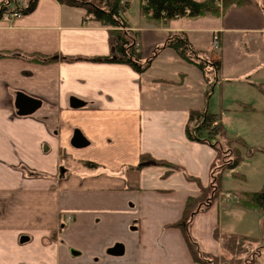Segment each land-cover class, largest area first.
Masks as SVG:
<instances>
[{
	"label": "crops",
	"instance_id": "1",
	"mask_svg": "<svg viewBox=\"0 0 264 264\" xmlns=\"http://www.w3.org/2000/svg\"><path fill=\"white\" fill-rule=\"evenodd\" d=\"M123 1L143 61L153 57L141 73L100 60L112 55L109 28L83 8L38 0L0 20V264H202L174 226L190 198H211L220 165L214 147L188 138L192 111L220 114L228 138L247 145L235 146L244 161L223 173L221 192L258 191L248 168L264 185V151L254 150L264 149V0L168 21L140 8L137 22ZM176 34L220 70L203 71L172 48L155 54ZM22 98L39 107L24 114ZM77 135L86 144L76 146ZM217 232L262 237L261 214L214 198L190 234L221 258ZM117 244L121 255L111 252Z\"/></svg>",
	"mask_w": 264,
	"mask_h": 264
},
{
	"label": "trees",
	"instance_id": "2",
	"mask_svg": "<svg viewBox=\"0 0 264 264\" xmlns=\"http://www.w3.org/2000/svg\"><path fill=\"white\" fill-rule=\"evenodd\" d=\"M60 3L83 8L86 16L102 26L109 28L110 45L112 55L100 60L128 64L137 72H144L150 65L152 58L143 61L138 49L137 33L128 27L124 15L129 4L123 0H58ZM142 13L153 20H173L182 17H204L218 15L221 12L220 0H141ZM38 0H30L26 9H21L23 14L32 12L37 6ZM249 0H222L223 11L232 5H247ZM18 9L17 0H6L1 4L0 20L4 12H13ZM164 48H172L186 61L196 64L200 69H210L217 73L220 70L219 62H209L194 50L189 39L182 34L171 35L155 54ZM260 88L261 85L259 86ZM248 108V107H247ZM251 110L253 108L251 107ZM186 134L192 141L206 143L216 149L219 155L220 165H215L212 173V184L210 190L211 198L201 202V198H190L183 219L174 226L180 227L186 234L187 243L192 257L202 264H254L264 251V186L261 190L249 192L242 197L241 205L246 208L257 210L262 217L263 235L254 238L248 235L217 232L216 236L221 241L224 254L221 258L211 257L204 254L199 248L196 240L190 234V227L194 215L201 209L207 208L214 198L221 192L223 173L226 170H235L243 160L242 153L235 147L247 146L241 139H231L227 136L226 126L222 122L220 114L209 110L192 111L186 126ZM264 151V149H254ZM147 160L144 157V161ZM87 167H97V163L87 161ZM237 179L245 178L234 172Z\"/></svg>",
	"mask_w": 264,
	"mask_h": 264
},
{
	"label": "rangeland",
	"instance_id": "3",
	"mask_svg": "<svg viewBox=\"0 0 264 264\" xmlns=\"http://www.w3.org/2000/svg\"><path fill=\"white\" fill-rule=\"evenodd\" d=\"M129 1H131L133 4H132V6H131V9L129 10V15H131V18L135 21V22H137L138 20H139V15H140V6L142 5L141 4V0H129ZM6 2V0H0V5L1 4H3V3H5ZM141 4V5H140ZM223 10V4H222V7H221V11ZM18 18H20V17H8L7 19H4V15H2V17H1V20H4V21H6V22H10L11 20H13V19H18ZM244 160H242V162H243ZM241 162V163H242ZM250 162V165H252L253 164V160H250L249 161ZM240 163V164H241ZM247 165V164H246ZM87 168H92V167H87ZM93 168H96V167H93ZM247 171L248 172H250V176H252L250 179H249V183L251 182V185H252V188H257V189H255V190H261L262 188H263V186L264 185H262L261 186V188L260 187H258V183H256V181H257V178H256V176L254 175V173H256V170L255 171H251V169L250 168H248L247 169ZM226 179H227V177H226ZM230 181V180H229ZM223 182L221 183V185L223 186ZM228 186H230V185H228V183H226L225 185H224V187L225 188H227ZM259 188V189H258ZM218 196H220V194H218ZM219 197H217L216 199H218ZM219 200V199H218ZM241 201V200H240ZM233 203H235V202H233V201H231L229 204H233ZM262 235H263V231H262ZM219 264H221V262L219 263ZM254 264H264V251H263V253H262V255L260 256V257H258L257 258V260L254 262Z\"/></svg>",
	"mask_w": 264,
	"mask_h": 264
},
{
	"label": "water",
	"instance_id": "4",
	"mask_svg": "<svg viewBox=\"0 0 264 264\" xmlns=\"http://www.w3.org/2000/svg\"><path fill=\"white\" fill-rule=\"evenodd\" d=\"M76 106L83 105L81 101H77L75 103ZM21 111L24 114L32 113L39 107V102L32 98H22L20 102ZM74 144L79 146V144H86L84 139H82L79 135H77L74 139ZM112 253L121 255L124 253V246L122 244H117L111 250Z\"/></svg>",
	"mask_w": 264,
	"mask_h": 264
},
{
	"label": "built area",
	"instance_id": "5",
	"mask_svg": "<svg viewBox=\"0 0 264 264\" xmlns=\"http://www.w3.org/2000/svg\"><path fill=\"white\" fill-rule=\"evenodd\" d=\"M20 1V8H26L28 6V0H19ZM22 13L20 11H16L13 13H5L4 19L10 17H21ZM213 50H219V35L216 34L214 36V42L212 46ZM239 195L237 193H233L230 191L224 192L220 196V202L223 204H229L231 201H239ZM70 219V218H69Z\"/></svg>",
	"mask_w": 264,
	"mask_h": 264
}]
</instances>
